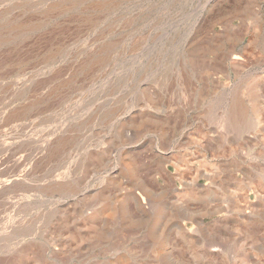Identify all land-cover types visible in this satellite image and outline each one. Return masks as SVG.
I'll return each instance as SVG.
<instances>
[{"label": "rangeland", "instance_id": "obj_1", "mask_svg": "<svg viewBox=\"0 0 264 264\" xmlns=\"http://www.w3.org/2000/svg\"><path fill=\"white\" fill-rule=\"evenodd\" d=\"M0 264H264V0H0Z\"/></svg>", "mask_w": 264, "mask_h": 264}, {"label": "bare ground", "instance_id": "obj_2", "mask_svg": "<svg viewBox=\"0 0 264 264\" xmlns=\"http://www.w3.org/2000/svg\"><path fill=\"white\" fill-rule=\"evenodd\" d=\"M240 60H241V57L238 54L237 55H232V57H231L232 64H237V63L240 62ZM261 108H263V107L261 106Z\"/></svg>", "mask_w": 264, "mask_h": 264}]
</instances>
